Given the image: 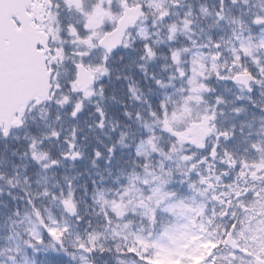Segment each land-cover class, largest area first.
Here are the masks:
<instances>
[{
    "label": "snow or ice",
    "instance_id": "obj_1",
    "mask_svg": "<svg viewBox=\"0 0 264 264\" xmlns=\"http://www.w3.org/2000/svg\"><path fill=\"white\" fill-rule=\"evenodd\" d=\"M0 264H264V0H0Z\"/></svg>",
    "mask_w": 264,
    "mask_h": 264
}]
</instances>
